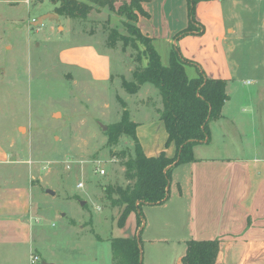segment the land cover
Segmentation results:
<instances>
[{"label": "rangeland", "instance_id": "obj_1", "mask_svg": "<svg viewBox=\"0 0 264 264\" xmlns=\"http://www.w3.org/2000/svg\"><path fill=\"white\" fill-rule=\"evenodd\" d=\"M87 3L89 12L80 17L59 13L60 0H0V139L5 144L14 143L11 150L25 161L27 168L20 179L32 176L33 170L32 214L36 221L32 246L0 243V264H30V255L36 252L33 248L40 252L39 264H117L111 239L136 235L137 217H127L119 226L122 207L114 206L105 190L109 185L133 182L125 177L124 162L135 155V141L123 133L117 143H109L107 131L128 108L122 80H132L133 71L146 65L145 45L130 34L127 21H131L126 14L108 3ZM49 13L54 16L38 23ZM247 27L254 30L256 19ZM261 31L258 28L245 35L235 53L245 65L244 82L252 88L255 83L248 80L264 73ZM123 36H127L126 42ZM78 42H91L111 57V77L94 78L90 71L65 61L63 50ZM189 74L196 76L197 68L193 66ZM245 112L251 116L248 108ZM242 118L250 128L244 134L232 123L212 120L211 143L203 146V155L247 156L242 144L249 138L263 151L264 115L257 117L256 134L251 126L254 117ZM99 167L106 173L100 175ZM79 182H84L82 188ZM149 205L142 206L139 229L144 263L151 250L143 231L156 228L152 218L160 210ZM184 217L177 221V235L186 232ZM148 220L153 222L147 226ZM164 260L169 262L167 257Z\"/></svg>", "mask_w": 264, "mask_h": 264}, {"label": "crops", "instance_id": "obj_2", "mask_svg": "<svg viewBox=\"0 0 264 264\" xmlns=\"http://www.w3.org/2000/svg\"><path fill=\"white\" fill-rule=\"evenodd\" d=\"M113 1L118 7L130 0ZM142 5L148 15L139 14L137 24L145 35L153 38L163 64L167 65L174 36L189 25L188 1L143 0ZM196 17L205 26V32L185 35L178 44L182 54L201 66L209 77L228 80L229 99L222 115L215 120L232 123L244 134L250 128L245 127L246 121L242 117H254L251 126L256 134L257 117L264 115V73L248 80L255 83L253 88L246 84L245 65L235 53L245 35L258 28L264 33V0H200ZM254 19L256 28L251 30L247 25ZM96 47L91 42H78L67 46L62 56L67 63L90 71L94 78L108 79L112 75V59ZM193 66H186L189 77H192L189 69ZM153 85L145 82L135 93L126 90V109L131 121L136 123V134L145 154L158 156L165 152L173 157L177 147L174 141L167 144L169 134L160 116L163 99ZM247 108L251 116L245 114ZM210 143L196 144V160L173 168L167 200L149 205L160 210L152 218L156 228L143 231L151 250L149 260L144 264H183L188 240L215 238L221 241L217 264H264V150L259 143H251L249 138L242 144L247 156L203 155V146ZM13 144H5L0 139V243L32 246L36 228L32 214L33 170L32 176L25 175V180L20 179L27 167L18 153L11 150ZM180 214L183 215L180 217ZM135 217L134 211L128 216L130 220ZM183 217L186 232L177 235L176 224ZM152 220L147 221V226ZM138 231L136 224L134 234ZM33 250L40 254L37 248Z\"/></svg>", "mask_w": 264, "mask_h": 264}, {"label": "trees", "instance_id": "obj_3", "mask_svg": "<svg viewBox=\"0 0 264 264\" xmlns=\"http://www.w3.org/2000/svg\"><path fill=\"white\" fill-rule=\"evenodd\" d=\"M60 1L57 7L59 13L80 17L88 14L91 8L88 1L108 3L113 10L127 15L131 21H127L130 34L145 45L146 65L133 71L132 80L123 77L122 85L130 93L137 92L145 82L159 89L163 99L160 116L169 134L167 144L174 141L177 151L173 157L165 152L158 156L146 155L136 134V123L131 121L128 109L124 110L120 121L109 125V143H117L123 133L130 134L135 141V155L124 162L125 177L133 182L126 186L109 185L105 190L112 204L122 207L119 226H123L129 214L134 211L139 230L143 224V204H159L167 200L173 168L196 160L194 146L210 141V122L222 115L223 107L229 99L226 90L228 80L209 77L201 66L182 54L178 44L185 35L205 32V26L196 17V6L200 0H187L189 25L174 36L167 65L163 64L153 38L145 35L137 24L139 14L148 15L142 5L143 0L125 1L118 9L113 0ZM123 38L124 42L128 40L127 36ZM110 41H114L113 34L110 35ZM191 64L197 68V75L192 78L186 72V66ZM111 243L114 263L144 264L139 231L133 237H113ZM220 243L219 238L188 240L183 264H217Z\"/></svg>", "mask_w": 264, "mask_h": 264}, {"label": "built area", "instance_id": "obj_4", "mask_svg": "<svg viewBox=\"0 0 264 264\" xmlns=\"http://www.w3.org/2000/svg\"><path fill=\"white\" fill-rule=\"evenodd\" d=\"M97 172L100 174V175H103L106 173V169L103 168V167H99L97 169ZM84 186V182H79L78 183V187L82 188ZM30 264H39L41 262V256L39 253H36V252H32L31 255H30V260H29Z\"/></svg>", "mask_w": 264, "mask_h": 264}, {"label": "water", "instance_id": "obj_5", "mask_svg": "<svg viewBox=\"0 0 264 264\" xmlns=\"http://www.w3.org/2000/svg\"><path fill=\"white\" fill-rule=\"evenodd\" d=\"M53 16H54L53 13L45 14V15H43V16H41V17L39 18L38 23L41 24V23H43V21H44L45 19H51ZM56 16H57V15H56ZM57 18H59V16H57ZM48 192L51 193V194H55V191L52 190V189H48ZM81 203H82V205H84V204L86 203V201H85V200H82ZM43 264H51V263L46 262V263H43Z\"/></svg>", "mask_w": 264, "mask_h": 264}]
</instances>
